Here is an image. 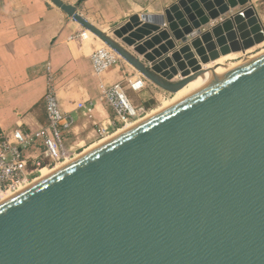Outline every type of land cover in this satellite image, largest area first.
<instances>
[{
	"label": "water",
	"instance_id": "1",
	"mask_svg": "<svg viewBox=\"0 0 264 264\" xmlns=\"http://www.w3.org/2000/svg\"><path fill=\"white\" fill-rule=\"evenodd\" d=\"M49 1L169 94L264 41L249 0H178L114 37L87 0ZM0 264H264V51L0 202Z\"/></svg>",
	"mask_w": 264,
	"mask_h": 264
},
{
	"label": "crops",
	"instance_id": "2",
	"mask_svg": "<svg viewBox=\"0 0 264 264\" xmlns=\"http://www.w3.org/2000/svg\"><path fill=\"white\" fill-rule=\"evenodd\" d=\"M62 1L75 6L79 0ZM174 1L87 0L77 11L110 35L131 16L162 14ZM249 4L254 6V0ZM85 31L49 0H0V131L36 132L47 125L44 95L49 72L62 110L74 120L66 135L72 158L96 144L81 152L89 141L118 127L114 111L99 99V86L117 83L135 71L121 63L96 75L91 56L103 43L87 33L82 38ZM25 154L43 157V146L23 149Z\"/></svg>",
	"mask_w": 264,
	"mask_h": 264
},
{
	"label": "built area",
	"instance_id": "3",
	"mask_svg": "<svg viewBox=\"0 0 264 264\" xmlns=\"http://www.w3.org/2000/svg\"><path fill=\"white\" fill-rule=\"evenodd\" d=\"M85 36L86 31L81 37ZM91 61L94 73L98 76L124 62L104 43L92 54ZM149 84L150 82L137 71L112 85L100 84V101L115 113L118 127L113 130L114 132L148 115L149 108L144 105L135 106L127 91L141 93ZM44 105L47 125L38 131L24 132L20 129L9 133L0 131V202L5 196L13 195L28 186L41 174L42 169H53L73 159L66 147V135L71 130L74 120L60 106L55 78L51 72L48 75ZM82 107L83 105H80V108ZM40 143L44 149V159L23 155V149L35 147Z\"/></svg>",
	"mask_w": 264,
	"mask_h": 264
},
{
	"label": "rangeland",
	"instance_id": "4",
	"mask_svg": "<svg viewBox=\"0 0 264 264\" xmlns=\"http://www.w3.org/2000/svg\"><path fill=\"white\" fill-rule=\"evenodd\" d=\"M177 1L178 0H175L174 2L176 3ZM254 2H255V5L252 6V7H254V9H255L258 17L260 18L261 24H262L263 29H264V0H257V1L254 0ZM240 9L241 8L236 9V10H233L232 13L228 14L225 17H221L216 22L215 21L214 22H211L209 25H207L206 27L202 28V31L210 30L211 28H213L216 25L220 24L226 18H229L231 15H234L236 12L240 11ZM138 15H141V14H138ZM127 22H128V20L125 23H127ZM123 25H121V26H123ZM121 26H119V27H121ZM119 27H116L115 29H117ZM114 30H112V32L110 33V36L111 37H114V35L112 34ZM90 37H92V36L90 35ZM175 43H176V47L177 48L182 45L180 42H177V41H175ZM130 49L132 51V48H130ZM245 51H246V53H240V54H236V55H229V56H231V58L226 63L227 64L239 63L240 61H244V60H246V59H248V58H250V57H252V56H254V55H256V54H258V53H260L262 51H264V41L260 45L259 44L258 45H255L254 47L248 49V51L247 50H245ZM240 52H243V51H240ZM229 56H227V57H229ZM227 57H222L220 60H218L216 62H219V61H221V60H223V59H225ZM125 63L126 62H123V64H125ZM127 65H128L127 67H129V69H131V70L133 69L129 64H127ZM127 95L132 100V102H133V104L135 106H141V105H144L145 106V104L147 102L153 101V104L149 108V110L147 111V114L148 113L150 114V113H152V112H154V111H156V110L164 107V105H166L167 103H169L173 99V97H174L173 94L166 93V92L158 89L155 86H149L145 91H143L141 93H134L132 91H128L127 92ZM110 134L113 135L114 134V131H111L110 133L109 132L108 133L106 132L105 135H104V137H102V138H96V139L92 140L91 142L89 141V144L87 143V145L84 146V148H82L80 151L82 152L83 149H85L89 145H91L93 143L99 142L101 139L106 138ZM40 176H41V174L39 176H36L34 179L39 178Z\"/></svg>",
	"mask_w": 264,
	"mask_h": 264
},
{
	"label": "bare ground",
	"instance_id": "5",
	"mask_svg": "<svg viewBox=\"0 0 264 264\" xmlns=\"http://www.w3.org/2000/svg\"><path fill=\"white\" fill-rule=\"evenodd\" d=\"M223 29H226V28H223ZM103 31H104V30H103ZM104 32H105V31H104ZM86 33L88 34V36L91 35L92 37H95V35L92 34L90 31H86ZM106 33H107V32H106ZM107 34H109V33H107ZM112 34L114 35V33H112ZM124 35H125L124 30H122V31H118V32H117V36L120 37V38L123 37ZM228 35H229V31H228V30H223V32H222V36H220V37H225L226 40H227V41H226V42H227V45L229 46V45H230V41H229ZM97 39H98V38H97ZM99 41H100V39H99ZM259 45H260V44H259ZM232 51H233L232 48L229 47V52H227L226 54H222V55H220L218 58H215V60H213V61H212V60H209V62H206V64H201V68H202L203 70H205V71H209L210 73L208 72V73L204 74L203 76H200L198 79H196V80L190 82L185 88H183V89L180 90L179 92L173 94L174 97H173V99H172L169 103H171L172 101L176 100V99L179 98L180 96L184 95V94L187 93L188 91L194 89L195 87H197V86H199V85H201V84H203V83H205V82L211 80V79L214 78L215 76H217V75L221 72V69H222L224 66H226V65H230V64H227V63H226V62L231 58V56H229V55H236V54H240V53H246V51H244V52H232ZM247 51H248V50H247ZM156 53H158V52H155L154 55L147 54V55H148L147 57H148V58H152V59H154V57L156 56ZM227 56H229V57H227ZM222 57H227V58H225V59H223V60H221V61H219V62H216V61L220 60ZM240 62H242V61H240ZM240 62H239V63H240ZM235 64H237V63H235ZM207 66H208V67H207ZM166 72H167V70H163V69H162V73H166ZM169 103H167V104H169ZM167 104H166V105H167ZM164 106H165V105H164ZM156 111H157V110H156ZM154 112H155V111H154ZM152 113H153V112H152ZM152 113H150V114H152ZM150 114L148 113V115H150ZM148 115H146L145 117H147ZM145 117H143V118H145ZM143 118H141V119H143ZM141 119H139V120H137V121H135V122L129 124L128 126H126V127H124V128H121V129L124 130L125 128H127V127H129V126L135 124L136 122L140 121ZM122 130H121V131H122ZM115 132H116V131H115ZM115 132H114L113 135H115V134H117L118 132H120V129H119V131L117 130L116 133H115ZM110 135H111V134H110ZM110 135L107 136L106 138L100 140V141H99L98 143H96L95 145L89 147L88 149H86V150H85L84 152H82L81 154L85 153L86 151H88L89 149L93 148V147L96 146L97 144H99V143H101L102 141H104V140L108 139L109 137L113 136V135H111V136H110ZM81 154L77 155L76 157L80 156ZM76 157H75V158H76ZM75 158H73V159H75ZM73 159H72V160H73ZM70 161H71V160H69V161H67V162H65V163H63V164H61V165H59V166H57V167H55V168H53V169H42V170H41V176H40L39 178H36L33 182L39 180L40 178L46 176L47 174L53 172L54 170L60 168L61 166L65 165L66 163H68V162H70ZM33 182H31V183H33ZM31 183H30V184H31ZM30 184H29V185H30ZM20 190H21V189H20ZM10 196H11V195H9V196H5V197L3 198V200L7 199V198L10 197ZM3 200H2V201H3Z\"/></svg>",
	"mask_w": 264,
	"mask_h": 264
},
{
	"label": "trees",
	"instance_id": "6",
	"mask_svg": "<svg viewBox=\"0 0 264 264\" xmlns=\"http://www.w3.org/2000/svg\"><path fill=\"white\" fill-rule=\"evenodd\" d=\"M152 104H153V101H149V102H147V103L145 104V106H146L147 108H150V107L152 106Z\"/></svg>",
	"mask_w": 264,
	"mask_h": 264
}]
</instances>
